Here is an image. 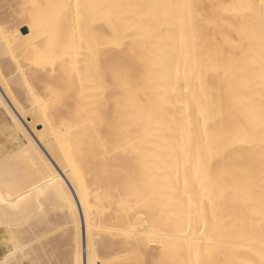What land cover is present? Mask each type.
<instances>
[{
	"label": "bare ground",
	"instance_id": "1",
	"mask_svg": "<svg viewBox=\"0 0 264 264\" xmlns=\"http://www.w3.org/2000/svg\"><path fill=\"white\" fill-rule=\"evenodd\" d=\"M10 1L0 264L47 201L73 264H264L261 0Z\"/></svg>",
	"mask_w": 264,
	"mask_h": 264
},
{
	"label": "rangeland",
	"instance_id": "2",
	"mask_svg": "<svg viewBox=\"0 0 264 264\" xmlns=\"http://www.w3.org/2000/svg\"><path fill=\"white\" fill-rule=\"evenodd\" d=\"M11 6L13 7V2H11L10 0H0V36H1V33L2 34H8V31H9V33H12L14 31V28L18 24V22L15 18V15L13 13L14 10H12L13 8ZM0 41H1V39H0ZM7 55H8V57H7ZM9 56L10 55L7 53H3L2 55H0V63H1L0 66H2L4 63V65L2 66L4 68L0 67V69H2L1 71H2L6 80H10V78L12 80L13 75L15 76L12 66L10 67V65H12V63H10L11 59L8 60L11 57V56L10 57ZM7 60H8V65H6V63H5V62H7ZM30 67H32L31 71H33L34 66L30 65ZM9 68H12V69H10L11 72H9L10 71ZM10 85L11 84H9L10 88L12 87V85L13 86H15V85L19 86L14 81H13V84L11 86ZM13 88L14 87H12L11 90ZM16 88L19 89V91H21L20 86H19V88L15 87L14 90ZM15 91H12V93ZM17 92H18V90L14 94H16ZM19 93L20 92H18L16 94V95H18L17 96L18 99L21 100V102H23V101L25 102L26 100H25V98H23L25 95L22 93V91L20 94ZM21 98L23 99V101ZM15 129H16V126H14V123H13L10 115L6 112V110L2 106H0V142L8 145V148L11 151L19 148L21 145H23L25 142H27L26 138H24V135L22 133H20L21 131H19L18 129H16V130ZM59 210H58V207L56 206V203L54 201H47L44 205V211L40 214H44V215L49 214L48 218L50 219V217H51V219L50 220L46 219L47 216H44V215L42 217H39L42 220V226L41 227H43V229H41V227L39 225L41 220L40 219L37 220L38 218H36V217L35 218H36L37 222L34 221L35 218L34 219L30 218L23 224V227L21 228V230L24 228L23 231H26L27 226H29L27 230H29V228L33 224H34V226H37V225L38 226L34 228V231H35L34 234L32 231V228L34 226L31 227L30 230H31V233L33 236L30 235V230H29L28 231L29 234L26 232V235L23 234L20 237L21 241L24 243L23 245H24L25 251H23L21 256L19 258H17L15 264H73L72 263V257H71V254L73 252L72 251L73 248L71 249V247H70L71 245L73 246V244H72L71 238L70 239L68 238L70 224L67 225L66 224L67 222H65L63 219L58 220L57 216H59L58 214H61V212ZM52 215H53V217H52ZM42 218H44V221L46 220L45 221L46 224H44V221ZM54 221H55V223L52 224ZM62 221L64 223H62ZM34 222H36V223H34ZM48 223L50 224V226L48 225ZM43 224L45 226L48 225V227H50L49 228L50 230L48 229V227L44 228L45 226H43ZM55 225H58V226L61 225V226H59V229H58V228H56L58 226H55ZM65 226H67V227H65ZM46 229L49 232L46 233V231H47ZM39 230L40 231L42 230L41 233L45 232L47 235L42 234L43 238L40 240V242L41 241L42 242L38 244L36 239L34 238V236H36L35 235L36 231L40 232ZM32 237L34 239H32ZM5 238H6V234H4L3 232H0V256H2L3 254H5L8 251V247L4 242ZM70 241H71V243H70ZM66 246H67V248H66ZM31 255H33V256H31ZM100 257H101V260H103V261L105 259H108L109 258V252L101 251ZM37 259H39V260H37Z\"/></svg>",
	"mask_w": 264,
	"mask_h": 264
},
{
	"label": "snow or ice",
	"instance_id": "3",
	"mask_svg": "<svg viewBox=\"0 0 264 264\" xmlns=\"http://www.w3.org/2000/svg\"><path fill=\"white\" fill-rule=\"evenodd\" d=\"M261 7L264 8V0H261ZM6 264H7V261H6ZM140 264H149V261L143 260V261H140ZM152 264H155V262H152Z\"/></svg>",
	"mask_w": 264,
	"mask_h": 264
},
{
	"label": "water",
	"instance_id": "4",
	"mask_svg": "<svg viewBox=\"0 0 264 264\" xmlns=\"http://www.w3.org/2000/svg\"><path fill=\"white\" fill-rule=\"evenodd\" d=\"M22 32H26V28L22 29Z\"/></svg>",
	"mask_w": 264,
	"mask_h": 264
}]
</instances>
